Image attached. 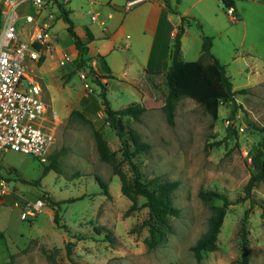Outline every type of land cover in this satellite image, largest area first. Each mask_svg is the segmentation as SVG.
<instances>
[{
  "label": "rangeland",
  "instance_id": "374dc122",
  "mask_svg": "<svg viewBox=\"0 0 264 264\" xmlns=\"http://www.w3.org/2000/svg\"><path fill=\"white\" fill-rule=\"evenodd\" d=\"M93 1L91 4L90 0H70L64 4L83 39H87L86 29L95 36L89 43L88 56L99 63L98 68L104 67V59L108 64L115 57L123 64L133 56L141 62L144 51L136 43L138 33L133 26L119 34L110 57L103 53L107 50V37L102 26L92 20L95 10L103 5L98 3L101 0ZM122 1L115 0L119 4ZM101 2L108 4L109 0ZM138 7L128 12V21L137 15ZM178 7L182 9L181 4ZM223 8L227 12L225 5ZM223 23L226 28L231 25L228 19ZM126 33H131V37H126ZM52 34L60 45L54 46V58L48 59L35 74L58 115L57 138L51 154L59 153L60 170L51 168L45 173L51 156L42 162L34 155L0 151V175L10 181L14 192L25 194V201L46 200L33 221L19 219V212L15 213L9 244L13 247L17 243L20 247L8 264H237L242 254L241 231L246 212L251 264H264V181L250 194L245 190L254 170L253 155L264 146V32L249 33L248 40L254 38L256 43L250 53L233 47L225 36L214 40L211 52L226 65L234 89H246L235 95L239 105L235 114L232 105L221 104L217 120L194 99L182 97L175 109L174 125H170L162 109L168 92L166 76H159L152 85L153 95L151 90L141 87L147 95L144 98L127 82L110 81L107 97L112 107L136 102L146 109L141 121H125L152 146L149 152L134 157L143 178L160 175L180 181L173 202L181 213L170 218L173 232L153 250L145 243L148 230L139 228L148 213L143 206L146 199L137 196L140 208L126 214L132 201L122 193L113 165L100 159L92 127L69 116L74 109L83 112L104 134L120 168L131 176L130 166L123 160L121 141L109 124L101 87L93 83L88 69L78 67V51L69 46L71 37L63 18L55 21ZM129 40L130 46H126ZM100 181L106 184L111 196L104 194ZM210 189L226 194L231 201H241L227 209L218 234V249L205 251L197 260L191 247L206 231L212 206L223 204L221 199L201 198L200 191ZM48 198L60 208V223L66 227H58L53 221ZM252 199L256 202L253 206ZM14 207L0 206V229L6 226Z\"/></svg>",
  "mask_w": 264,
  "mask_h": 264
},
{
  "label": "trees",
  "instance_id": "16d2710c",
  "mask_svg": "<svg viewBox=\"0 0 264 264\" xmlns=\"http://www.w3.org/2000/svg\"><path fill=\"white\" fill-rule=\"evenodd\" d=\"M55 1L60 8L58 19L63 18L67 23V31L73 39L75 48L78 51V67L88 69V73L90 74L93 83L101 87L100 95L103 100L109 124L115 129L116 135L121 141L123 160L128 162L131 176H128V174L120 168L116 162L117 159L115 152L111 151L109 148L104 134L94 127L93 122L87 118L83 112L74 109L69 116L70 118L78 117L81 121L90 124L92 127L100 159L113 165L114 173L118 175L121 180L122 193L132 201L126 214L130 215L133 211L140 208L137 196H143L146 199L143 206L147 207L148 213L139 228H146L148 230V236L145 237V243L149 250H153L162 244L168 233L173 232L170 218L178 217L181 213L180 208L175 206L173 202V195L179 187L180 181L166 179L160 175H156L149 180L143 178L140 165L134 161V157L141 153L149 152L152 146L148 141L142 138L136 128L127 126L125 121L127 119L141 121L146 109L144 106L136 102L124 105L120 108L112 107L110 100L107 97L108 87L106 83L102 81V78L113 77V75H99L94 67L89 64L90 59L87 57L88 46L77 34L74 22L70 18V12L57 0ZM164 1L167 7L171 8L169 0ZM224 3L226 7L233 6L231 0H224ZM187 23V18L182 17L172 47L171 64L166 72L168 92L162 109L165 112L167 121L170 125H174L175 109L178 101L182 97H190L194 99L205 107L214 120H217L219 118V107L221 104L232 105V112L235 114V109L239 106L235 95L237 93L246 92L245 88L239 90L234 89L232 77L228 74L226 65L221 63L212 54L211 49L213 46V37L203 35V56L201 59L193 61H186L183 59L181 37L183 35L184 25ZM198 25L201 27L200 23H198ZM203 59H206V62H204ZM40 64H43V62ZM150 79V76H147V81ZM153 85H155V82H153ZM217 143L220 144V142ZM50 156L52 161L47 168H45V173L51 168L60 170L57 163L59 153L50 154ZM252 163L254 170L245 186V190L248 194L252 192L253 188L256 187L258 183L264 181V146L263 148H259L253 155ZM0 177L5 176L0 175ZM100 184L104 189V194L108 197L111 196L106 184L102 181H100ZM200 196L203 199H221L223 204L212 206V212L208 219L206 231L191 247L197 260H200L203 257L205 251H216L218 249V234L227 213V209L231 204L241 201L240 199L231 201L226 194L212 189L200 191ZM48 201L53 208V221L55 224L58 227H66V225L60 223V208L53 206L56 205V203L53 202L51 198H48ZM255 204L256 202L252 199L251 206ZM262 216L264 217V211ZM246 217L247 212L243 218V227L241 231L242 254L237 264H251L248 250V239L245 232ZM1 235H3V233H1ZM110 238L112 239L111 236Z\"/></svg>",
  "mask_w": 264,
  "mask_h": 264
},
{
  "label": "crops",
  "instance_id": "0c3cea01",
  "mask_svg": "<svg viewBox=\"0 0 264 264\" xmlns=\"http://www.w3.org/2000/svg\"><path fill=\"white\" fill-rule=\"evenodd\" d=\"M57 1L64 6L70 0ZM101 1L98 3L103 6L99 10H95V13L92 15V17L95 16V19L92 18V20L102 26L107 37L108 46L107 50L103 53H106L110 57L113 49L116 47L115 43L118 40L119 34L133 26L134 32L138 33L136 35V43L143 49L144 58L141 62H138L135 56L129 57L124 64L117 57L113 58L114 63L110 61L108 64L104 59V67L98 68L99 63L88 56L89 43L95 38L93 32L90 29H86L85 35L87 39H83V35L78 32L75 26L77 34L88 46L87 57L90 59L89 64L94 67L99 75H113V77L102 78V81L108 87V91L110 81L119 80V82H127L129 86L134 87L141 98L147 96L141 92V87L145 86L149 91L153 82L156 83L159 76H166V72L171 64V53L175 35L182 17H186L188 20V23L184 25L181 37L182 57L186 61L199 60L203 56V35L213 37V46L215 45L214 40L216 37L223 38L225 36L227 42L232 44L233 47L250 53L255 50L256 43L254 38L248 40L249 33L251 31L255 34L264 32V0H231L232 7L239 17L236 21H233L224 10V0H181V2L177 0V3L169 0L171 8L167 7L164 0H147L137 5L139 6L136 10L138 13L129 21L128 12L133 8L129 10L125 9L127 0H123L120 4L116 3L115 0H109V2H106L108 4ZM90 3L92 4L94 1L90 0ZM180 4L182 5V9L178 7ZM64 8L66 9L65 6ZM224 19H228L231 22L228 28L224 26ZM191 20L194 21V24L191 23ZM198 23L201 24V27ZM204 27H208L210 31L208 28L205 31ZM125 35L126 37H131V33H126ZM55 38L57 37L54 36L53 45L58 47L60 44H57ZM129 43L130 40L126 46ZM69 44L70 47L76 49L72 38H70ZM187 55L193 58H187ZM48 61L43 62V64ZM43 64H41V67ZM147 76L151 78L149 81H147ZM153 93L155 92L151 90L150 95H153ZM24 197L25 194L19 195L18 191L14 192L13 190V192L6 195L3 203L0 205L12 204L17 208H13L6 226L0 229V264H8L13 258V252L20 247L17 243L11 247L9 241L12 239V233L9 236V232L15 225L16 212H19L18 218L23 219L22 208L25 202ZM49 212L53 213L52 210H49ZM36 217L23 220L33 221Z\"/></svg>",
  "mask_w": 264,
  "mask_h": 264
},
{
  "label": "built area",
  "instance_id": "2783aa9c",
  "mask_svg": "<svg viewBox=\"0 0 264 264\" xmlns=\"http://www.w3.org/2000/svg\"><path fill=\"white\" fill-rule=\"evenodd\" d=\"M146 1L127 0L125 9ZM59 11L55 0H0V151L34 155L42 162L49 159L59 121L35 70L54 58L52 29ZM227 13L239 19L232 6ZM13 190L0 177V205ZM45 204V199L25 201L22 218L35 217Z\"/></svg>",
  "mask_w": 264,
  "mask_h": 264
}]
</instances>
